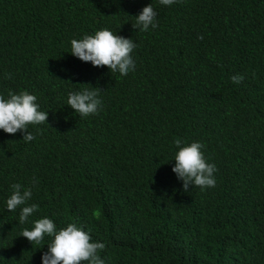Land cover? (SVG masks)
<instances>
[{
	"label": "trees",
	"instance_id": "16d2710c",
	"mask_svg": "<svg viewBox=\"0 0 264 264\" xmlns=\"http://www.w3.org/2000/svg\"><path fill=\"white\" fill-rule=\"evenodd\" d=\"M148 4L158 26L141 31ZM102 28L137 44L128 75L71 54ZM85 87L103 106L80 117L67 98ZM10 90L48 115L30 142L0 129V264H42L53 237L20 234L44 216L105 243V264H264V0H0V95ZM176 138L204 145L215 187L183 189ZM14 183L32 197L10 212Z\"/></svg>",
	"mask_w": 264,
	"mask_h": 264
},
{
	"label": "clouds",
	"instance_id": "9594fccd",
	"mask_svg": "<svg viewBox=\"0 0 264 264\" xmlns=\"http://www.w3.org/2000/svg\"><path fill=\"white\" fill-rule=\"evenodd\" d=\"M176 2L178 0H159V3L165 6ZM156 17L157 12L148 4L135 16L136 21L132 25L134 28L139 27L141 31H147L149 27L155 29L158 26ZM198 38L203 39L202 36ZM70 43L72 55L84 62H91L95 67L107 66L111 72H118L121 76L135 70V61L131 54L137 44L131 38L116 35L108 28H102L94 34H85L81 39H72ZM230 79L238 84L244 80V76L236 74ZM100 93L97 87H85L82 91L69 92L67 105L80 117L96 114L103 106L99 98ZM47 115V111L40 110L37 97L27 90L18 93L10 90L7 98L0 95V129L13 135L22 131L25 142L36 138L33 133L27 131L28 125L45 124ZM173 143L178 150L174 153L175 164L172 171L183 181V189L187 191L190 185L201 190L215 187L214 173L217 169L215 164L207 162L204 157L201 151L204 145L198 141L186 143L180 138H176ZM35 184L36 179L33 177V186ZM11 189L6 208L14 212L31 199L32 189L22 190L20 183L12 184ZM35 211H38V205L35 203L23 206L19 213V223H28L29 217ZM32 224L31 229L24 228L20 234L32 244L41 245L45 235L53 237L51 242L47 243V251L41 256L42 264H105L100 256V252L106 247L105 243L93 241L91 235L75 223H68L66 227L58 230L55 223L44 216L32 221Z\"/></svg>",
	"mask_w": 264,
	"mask_h": 264
}]
</instances>
